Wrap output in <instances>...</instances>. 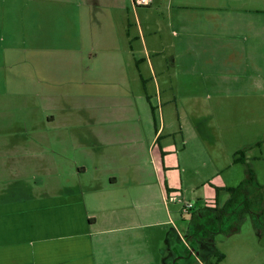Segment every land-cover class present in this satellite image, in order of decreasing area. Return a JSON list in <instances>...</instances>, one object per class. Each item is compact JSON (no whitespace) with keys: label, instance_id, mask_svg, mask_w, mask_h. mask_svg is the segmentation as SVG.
Returning a JSON list of instances; mask_svg holds the SVG:
<instances>
[{"label":"crops","instance_id":"obj_1","mask_svg":"<svg viewBox=\"0 0 264 264\" xmlns=\"http://www.w3.org/2000/svg\"><path fill=\"white\" fill-rule=\"evenodd\" d=\"M24 1L5 93L23 99L0 107V128L26 134L0 136V264H204L245 205L263 231L264 0ZM247 165L257 184L203 239Z\"/></svg>","mask_w":264,"mask_h":264},{"label":"rangeland","instance_id":"obj_2","mask_svg":"<svg viewBox=\"0 0 264 264\" xmlns=\"http://www.w3.org/2000/svg\"><path fill=\"white\" fill-rule=\"evenodd\" d=\"M7 4L11 10L5 13L4 9ZM24 4H26L24 0H0V107L1 105L22 103L23 99L22 97L13 98L11 96H7L5 93L7 92L8 87L10 88L12 85L15 86L21 84L20 79L14 80V73L9 69L15 68V65H17L19 62H23L24 60L25 46L23 41L25 36H27L25 29L26 19L24 17V11L21 10ZM37 6V4L32 3L30 7L32 10H34L37 8ZM47 7H51L49 2L47 3ZM34 19L35 17L32 18V21H34ZM53 20V17H47L43 19V23L46 24L44 27H50L49 25L53 24ZM47 34L48 37H50L51 30H49ZM19 72H22V70ZM16 114L17 113H13V116L18 120V115ZM3 119H6L5 115H2V118H0L1 121ZM4 134H9L11 136L14 135L18 138L25 137L26 135L25 129L22 128L21 125H14L13 127H1L0 136H4ZM148 161L150 162V159ZM0 168V175L2 173L5 174L4 171L6 168ZM147 170L148 172L145 176V179L152 181L153 178L151 177L150 171L151 165L147 167ZM3 179L5 180L4 183L1 182ZM11 180L12 179L8 176H0V195L1 193H6V190L9 189ZM150 193L152 194L150 196L156 200L155 196L157 195V190L152 187L150 189ZM177 197L181 200V204L187 202L191 203L195 207V202L191 199H188L185 195L179 194ZM179 223V229L183 233V228L181 227L182 222ZM161 243L160 245H162ZM203 250L206 252L209 251V253L214 252L211 256H209V258H206L205 256L201 257L204 264H212L215 262V251H218L224 255L227 254L228 258L222 264H264V229L262 232L257 233L253 226L252 217L248 215L246 219L243 220L240 226V232L238 234L230 237L221 234L215 236V241L213 240V248L203 247Z\"/></svg>","mask_w":264,"mask_h":264},{"label":"trees","instance_id":"obj_3","mask_svg":"<svg viewBox=\"0 0 264 264\" xmlns=\"http://www.w3.org/2000/svg\"><path fill=\"white\" fill-rule=\"evenodd\" d=\"M243 156L242 153L238 154V157L235 159V162H242L244 164H247L245 158H241ZM247 174H246V178L244 180V182L237 188L234 189H229L228 191L232 194L233 198L227 203V205L224 207V209H222L221 211L218 210H213L211 215H212V224L208 222V217L203 215V218L201 220V225H200V229H201V233L203 231H205V229H207L208 227V233H210V235L201 234V236H204L203 239L208 240V239H213V235L212 233H216L219 231V226H221L222 228H224L226 226V222H229L228 216H230L231 214L236 212V205H237V198L241 196V193L243 192V190L246 188L247 185H250L251 183L255 182L257 184V180H256V175L254 173V171L249 167V165H247ZM249 207L247 205H245V208L243 210V212H239L237 214V220L235 221V223L229 227V229H227L226 231L223 232V234L227 237L232 236L237 234L240 231V226L244 220V218L242 217V214L246 213L248 214ZM213 229L211 228V226H213ZM194 235H196V229H193ZM197 236V235H196ZM206 237V238H205ZM202 239V240H203ZM215 255H216V260L214 263L212 264H220L224 258L225 255L222 253H219L218 251H215Z\"/></svg>","mask_w":264,"mask_h":264},{"label":"built area","instance_id":"obj_4","mask_svg":"<svg viewBox=\"0 0 264 264\" xmlns=\"http://www.w3.org/2000/svg\"><path fill=\"white\" fill-rule=\"evenodd\" d=\"M151 0H134L135 6H148L150 5ZM166 203H174L180 205V212L182 215H189L194 210V206L191 203H182L181 200L177 197L176 194H171L170 196L165 198ZM180 203V204H179Z\"/></svg>","mask_w":264,"mask_h":264}]
</instances>
